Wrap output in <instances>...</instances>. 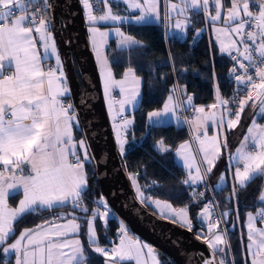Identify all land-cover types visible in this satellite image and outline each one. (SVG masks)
<instances>
[{
  "label": "snow or ice",
  "instance_id": "6c2138e0",
  "mask_svg": "<svg viewBox=\"0 0 264 264\" xmlns=\"http://www.w3.org/2000/svg\"><path fill=\"white\" fill-rule=\"evenodd\" d=\"M121 2L126 5V11L136 14L127 16L114 12L111 0H83L110 111L113 107L112 89L118 87L123 94L118 109L121 121L114 125L119 151L123 155L127 144L125 132L133 123L123 116V112L125 105L137 103L141 81L132 67L126 70L123 79H114L107 57L101 51L103 38L108 33L101 32L97 25L122 24L129 19L138 24L159 20L161 0ZM100 5H104L106 10ZM33 7L36 11H32ZM51 7L50 0H41L39 5L37 0H0V246H3L0 252L14 253L15 264H87L88 257L81 240L73 238L81 229L76 216L79 210L86 214L89 246L110 264H125L127 261L149 264L148 258L151 264H160L159 253L147 243L130 236L123 224L117 245L110 248L100 246L95 221L100 218L106 224L110 206L101 197L96 201L97 207L89 212L83 203L88 187L85 165L93 163L94 157L89 152L86 139L77 141L74 137V126L79 127V118L74 105L65 100L70 96V89L53 35L51 13L48 11ZM193 10L203 12L216 33L220 51L231 57L242 70L238 72L235 66L230 70L237 84V93L233 97L235 110L227 107L229 101L219 95L218 86V103L209 105L210 110L206 111L205 107L193 104L192 97L186 95V89H181L185 97L181 99L177 95V85L167 97L163 109L150 112L148 120L152 124H162L168 119L177 123L183 119L194 133L195 151L203 154L202 161L207 165L204 173H210L222 154V147L227 148V137H223L222 143L219 134L209 137L208 124L212 123L218 129H235L249 102L253 112L264 119V0H259L255 13L250 10V0H231V7H226L223 0H179V3L167 0L165 19L172 20L175 15L177 18L171 27L184 33L189 26V13ZM221 21L222 26H218ZM114 32L122 49H130L140 43L119 27ZM97 36L101 38L99 41ZM53 58L54 66L49 64ZM241 91L243 97L239 96ZM184 111H193L196 115L192 119L177 115ZM158 147L161 152L168 150L162 140ZM176 156L189 170V178L184 183L203 181L204 175L196 164L197 157L190 142L180 144ZM231 161H235L233 196L236 184L243 188L257 178H264V124L252 119L242 143L230 157ZM192 169H195L194 175ZM220 179L223 181L224 177ZM131 183L142 206L153 207L161 219L180 223L192 230L187 207L177 210L166 201L146 196L135 177L131 178ZM21 194L18 205L11 206L9 198ZM259 200V211L247 213L246 248L250 264H264V228L256 227L258 219L264 224V193L260 194ZM65 206H70L72 212L65 215L58 211ZM211 208L209 203L199 214L202 233L205 227L208 233L204 242L212 252V258L205 259L204 264H225L223 258L217 260L216 256L226 255V249L230 247L227 230L217 229L228 213L213 220ZM42 210H56L57 215L34 227H25L17 235L19 222L25 216ZM10 238L14 242L9 243ZM196 238L200 239L201 235ZM0 264L7 262L0 261ZM245 264H248L247 259Z\"/></svg>",
  "mask_w": 264,
  "mask_h": 264
},
{
  "label": "trees",
  "instance_id": "16d2710c",
  "mask_svg": "<svg viewBox=\"0 0 264 264\" xmlns=\"http://www.w3.org/2000/svg\"><path fill=\"white\" fill-rule=\"evenodd\" d=\"M117 7L121 8L120 5ZM192 20L194 23L191 26L190 35L184 40L170 38L161 25L124 24L122 27L125 33L134 37L142 45L119 51L115 48L113 40L108 49V58L116 79L121 78L126 70L132 67L143 82L141 102L132 114L135 125L133 130L128 133L126 152L121 157L127 180L129 176L135 177L147 196L151 195L154 199L166 201L175 209L187 207L192 221L196 228H199L197 215L203 206L194 202L191 195L193 188L184 183L185 172L176 163L174 157L175 150L190 137L188 128L185 125L149 127L147 124V115L160 110L166 103L173 87L177 85L179 89H186V95L192 97L195 106H209L215 103L217 86L220 95L233 101L236 86L228 80L231 61L228 57L219 54L209 32H205L199 37L195 36V30L203 23L200 15L193 17ZM62 34L64 36L66 34L64 29H62ZM77 77L81 85L82 97L85 99L86 91L79 73ZM182 98H185L184 95ZM66 99L73 104L72 94ZM77 134L85 139L80 118ZM244 134L245 129L239 132L237 139L235 131L229 134L233 146H237ZM161 140L168 149L167 151H160L158 144ZM85 168L88 172V187L83 203L91 212L97 207L96 201L101 197L105 198V196L99 183L94 161L91 164H86ZM215 192L223 213H228L226 225L230 247L226 249L223 259L227 264H231L229 253L231 250L234 263L244 264L240 252L238 257V254L233 250V245L235 242L241 244L242 226L247 213L255 212L260 208L259 196L264 192V178H257L243 188H236L234 196L233 187ZM17 199L18 196L10 197L9 201L11 204H15ZM110 209L114 213L113 209ZM58 211L67 215L72 212V208L66 206ZM56 215V210H42L36 214L27 215L19 222L16 233L18 235L23 228L34 227L43 220ZM76 216L84 222L80 237L88 257L87 264H106V259L92 251L88 244L86 214L77 210ZM120 224L116 214L115 218L109 217L106 224L102 219L97 218L96 226L101 246H108L117 239L120 234ZM133 233L137 235L135 232ZM202 238L204 239V236ZM0 261H2L1 256ZM10 264L13 262L11 261ZM161 264L176 263L170 257L161 255Z\"/></svg>",
  "mask_w": 264,
  "mask_h": 264
},
{
  "label": "water",
  "instance_id": "95a60500",
  "mask_svg": "<svg viewBox=\"0 0 264 264\" xmlns=\"http://www.w3.org/2000/svg\"><path fill=\"white\" fill-rule=\"evenodd\" d=\"M50 3L74 106L82 123L89 152L94 157L105 199L120 222L129 228L134 227L137 236L155 247L160 254L170 257L176 264H204L205 259L212 258V253L200 241L178 233L152 217L135 198L106 121L98 72L87 42L79 2L50 0ZM62 29L68 38L66 46ZM78 73L86 91V111Z\"/></svg>",
  "mask_w": 264,
  "mask_h": 264
},
{
  "label": "crops",
  "instance_id": "0c3cea01",
  "mask_svg": "<svg viewBox=\"0 0 264 264\" xmlns=\"http://www.w3.org/2000/svg\"><path fill=\"white\" fill-rule=\"evenodd\" d=\"M39 2H41V0H37V3H39ZM172 2L173 3H179V0H172ZM223 3L225 4L226 7H231V0H223ZM258 3H259V0H250V10L253 11L254 13L258 11ZM120 6H121V8L118 9V10H115L114 12H118L121 15H128V16H133V15L136 14V13H131V12L128 13L126 11V9L123 10V8H124L123 5L120 4ZM32 11H36V8L33 7ZM166 11H167V0H161V3H160V19L159 20H155L154 19L150 23H139V24L131 22L130 24L142 25V26H144V25H161V26H163L165 28L166 34L170 38L184 40V39L188 38V36L190 35V29H191L192 24L194 23L193 22L194 20H192V18L196 17L199 14L200 18L203 19V23H202V25L200 27H198L195 30V32H194L195 36L199 37L203 33L209 32L211 34V36H212V39H213L218 51H219V54L222 55V56L228 57V55L226 53H222L220 51V45H219V43H218V41L216 39V33H215L211 23L206 19L205 15L203 14L202 11L193 10V11H191L189 13V17H190L189 26L187 27V29L185 30L184 33H181L178 30H175V29H173L171 27V25L175 22V19L177 17L175 15H173V19L172 20L165 19ZM179 18L183 19V17H179ZM222 21H223V13H222ZM222 21L218 23V26H222ZM51 24H52L53 35L55 37V41H56V44H57L58 52H59V54L61 56V60H62L63 66H64L63 53H62V50L60 48V45H59V42H58V39H57V35H56V32H55L52 20H51ZM97 27L104 28V26H102V25H97ZM233 38H236V37L234 36ZM114 44H115V48L117 50H119V51L129 50V49H122V48L117 47V44H116L115 40H114ZM141 45H142V43H139V45L134 46L133 48L139 47ZM38 47H39V43H38ZM108 49H109V47L108 48L105 47L101 51H102L103 55L107 57V60L109 62ZM130 49H132V48H130ZM40 50H41V52L43 51L42 48ZM49 64L54 66V58L49 61ZM109 64H110V62H109ZM98 67H100L99 61H98ZM100 69H101V67H100ZM112 73H113V71H112ZM113 77H114V75H113ZM123 77H124V75L121 78H119V79H116L115 77H114V79L121 80V79H123ZM142 86H143V83L141 81V84H140V96H139V98L137 100V103L134 106L133 105H125L123 116L127 117L128 119H131L133 121V123L127 129L128 131L133 130L134 125H135L134 117H133L132 114L138 108V106H139V104L141 102V99H142ZM235 86H236L235 87V89H236L235 91L236 92L233 93V97L236 96V93H237V85H235ZM112 93L116 97L118 103H119V101H121L123 99V94L120 93V91H119V89L117 87H114L112 89ZM177 95H180L181 98H182L181 89H179V88H177ZM243 95H244V93L241 91L239 96L243 97ZM220 96L222 98L226 99L224 96H222V95H220ZM66 98H65V100H66V102H68L69 100L66 99ZM182 99H184V98H182ZM228 101H229V104H228L227 107L233 109V111H234L235 110V104L231 100H228ZM215 103H218V100H216ZM119 107H120V105L116 106L115 120L113 119V117H111L113 124H115V123L117 124V123H119L121 121V115L118 113ZM196 107H205L206 111L210 110L208 106H196ZM162 109H163V107L160 110H162ZM156 111H159V110H156ZM177 115L180 116V112H178ZM195 115L196 114L194 112V116ZM253 118H255L257 120V122H259L261 124L263 123V121L261 119H259V120L257 119V115L253 112V109L251 107V102H249V105L245 107V110H244V112H243V114L241 116V120H240L239 125L235 129L228 130L226 127L224 129H218L216 127V125H214L212 123L208 124L207 134H208L209 137L219 134L220 135V139H221V143L223 142V137L225 135L227 137V148H223L222 147V154L220 155V157L215 162V166L213 167L212 171L210 173H206V174H208V176H209V178H210V180H211V182L213 184V187H214L215 191H222V190L226 189L227 187H233V185L235 184V179H234V165H235V161H231L230 162V157L235 155V150L242 143L243 137L246 135L247 128L251 125V121H252ZM247 123H249V124H247ZM147 124H148L149 127L169 126V125H173V126L178 127V126H183V120L181 119V121L179 123H177V121L174 120V119H168L162 124H152V123L149 122L148 115H147ZM246 124H247V127L245 126ZM78 129H79V127H75L74 126V137H75L76 140L78 138V134H77V130ZM244 129H245V134L240 138V142L237 144V146H233V141H231V139L229 137V134L232 131H235L236 132V136L235 137L237 139L238 135H239V132H241ZM188 131H189L190 137H189V139H187L183 143L190 142L192 144L194 154L197 157L196 164L201 168V172H202V175H204V179H203L202 182H199V183H196V184H186V185H188V186H190L192 188H199L205 182L204 169L207 167V165L205 163H203V161H202V155L203 154L202 153H198V152L195 151V149L197 147V144L192 139L194 133L190 129L189 125H188ZM183 143H181V144H183ZM125 148H126V145H125ZM176 150L174 152L175 161H176V163L179 166H181L183 168V170L185 172V180H187L189 178V170L186 169L184 167V165H183V162L179 158H177ZM230 163H231L232 166H230ZM0 167H2V166H0ZM192 174L193 175L195 174V169H192ZM222 176L224 177L223 181L220 179ZM236 188H240L239 184H236ZM19 199H22V194L18 195V199L15 202V204H11L10 201H9V204L11 206H13V207H16L18 205ZM9 200H10V198H9ZM258 211H259V209L257 211H255V212H253V214H256ZM199 213H200V211L198 212L197 219L199 217ZM61 222H63V221H61ZM78 222L81 224V227H82V224L84 222L81 219H78ZM85 224H86V229H87V223H85ZM256 227L264 228V224H261L259 222V219H258L257 222H256ZM95 228H96V231H97L96 221H95ZM81 230L82 229H80V232L73 238H79L81 240V237H80ZM128 233L134 239H139L141 242L147 243L144 240L140 239L137 235H135L133 233V231H130L129 229H128ZM86 234H87V232H86ZM242 234H243V238L241 240V244H238V242H235L234 245H233V250L235 251L236 254H238V257H239V252H240V256L242 257L244 264H245L246 259L248 260V264H250V258L247 255V248H246V245L248 243V241H247V215H246V219L244 221V224L242 226ZM97 235H98V240H99V243H100V237H99L98 231H97ZM207 235L205 234V236H207ZM120 239H121V234L117 236V239L112 244H110L108 246H102V247L110 248L112 246H115V245H117L119 243ZM243 241H244V243H243ZM12 242H14V241H13L12 238H10L9 239V243H12ZM147 244L150 245L149 243H147ZM150 246H152V245H150ZM240 246L243 249V253L242 254H241V247ZM2 247L3 246H0V248H2ZM153 248L159 253V259H160V264H161V255L162 254H160V252L155 247H153ZM0 256H1L2 261H6L7 264H10L11 261L13 262V264H15V260H14L15 254L14 253L11 254V255H8V254H3L2 252H0ZM85 256L87 257L86 253H85ZM224 256L217 255V257H219V258H224ZM148 259H149V264H151L150 258H148ZM125 264H135V261H127V262H125ZM225 264H227L226 260H225Z\"/></svg>",
  "mask_w": 264,
  "mask_h": 264
},
{
  "label": "rangeland",
  "instance_id": "374dc122",
  "mask_svg": "<svg viewBox=\"0 0 264 264\" xmlns=\"http://www.w3.org/2000/svg\"><path fill=\"white\" fill-rule=\"evenodd\" d=\"M79 2V6H80V9H81V12H82V16H83V20H84V24H85V34H86V38H87V42H88V45H89V48H90V51H91V55L93 57V60H94V63L96 65V68H97V72H98V77H99V82H100V87H101V92H102V99H103V107H104V112H105V117H106V121H107V124L110 128V131L113 135V139H114V143H115V147L117 149V152L119 154L120 157H123L125 155V153L123 155H121L120 151H119V144L117 142V139H116V129L114 127V125L116 124H113L112 122V119L111 117H114L115 114H116V106L119 105V103L117 102V99L116 97L113 95L112 93V101H113V107H112V110L110 111L109 110V98L105 95V91H104V80H103V77L101 75V69L100 67H98V60H97V55H96V51L93 49V46H92V42H91V33L89 32V22L87 20V14H86V9L84 8L83 6V0H78ZM123 5L124 8L123 10L126 9V5H124L121 0H111V6L113 7V11L115 10H118L119 8L117 7V5ZM101 9H105V6L104 5H100ZM106 10V9H105ZM128 12V11H127ZM129 13V12H128ZM128 16V15H127ZM131 22H134L136 23L134 20H125L122 24H114V23H107V24H98V25H102L104 26V28H100V31L101 32H106L108 33V35L106 37L103 38L104 40V43L101 45V50L103 48H108L110 45H111V42L113 40L116 41V44H117V47H119L118 45V37L115 35V32H114V29L116 27H119L121 29V31H123L125 33V31L123 30V25L124 24H130ZM137 24V23H136ZM126 34V33H125ZM101 38L99 36H97V40L99 41ZM64 40H65V46L68 45V38L65 36L64 37ZM121 48V47H119ZM64 72H65V75L67 77V82H68V76H67V70L64 66ZM124 78V77H123ZM140 81H142V79L140 78ZM143 83V82H142ZM68 88L70 89V95L72 94V90H71V87L68 85ZM118 88V87H117ZM119 89V88H118ZM73 101V100H72ZM74 104V102H73ZM83 104H84V108H85V111L87 110V103H86V96H85V100L83 101ZM77 113V112H76ZM78 115V113H77ZM79 117V115H78ZM81 137L78 136L77 138V141L80 140ZM131 176H129L128 180H129V183H130V186H131V190L133 191L134 193V196L135 198L137 199L136 197V191H135V187L133 186V184L131 183ZM141 188V187H140ZM142 191L143 188H141ZM145 195L147 196V194L145 193ZM140 204V203H139ZM141 205V204H140ZM110 208L112 207L111 205H109ZM142 206V205H141ZM148 214H150L152 217L158 219V220H161L162 222L166 223L169 227H171L173 230H176L178 233H183L184 235H186L187 237L189 238H192V239H195L197 241H200L201 244L211 252V250L209 249L208 245L204 242V239L202 238L203 236H205V234L207 235L208 233L206 232V227H205V230L204 232L202 233V221L199 219L198 217V224H199V228H196V225L195 223L192 221V218H191V215L189 213V217L192 221V230L189 231L186 227H182L180 225V223H173V222H170L166 219H161L159 215L155 214V211L153 209V207H150V206H142ZM179 210V209H177ZM203 208L200 210V213L202 212ZM189 212V211H188ZM199 213V214H200ZM121 224H123L127 229L129 228V226H127L124 222H121ZM129 229H131L133 232L136 231V229L134 227H130ZM221 230V226L219 229H217V231ZM198 235H201V238L200 239H197L196 237ZM212 253V252H211ZM216 259L219 260L221 258L217 257L216 256ZM106 264H110V262L106 261Z\"/></svg>",
  "mask_w": 264,
  "mask_h": 264
},
{
  "label": "built area",
  "instance_id": "2783aa9c",
  "mask_svg": "<svg viewBox=\"0 0 264 264\" xmlns=\"http://www.w3.org/2000/svg\"><path fill=\"white\" fill-rule=\"evenodd\" d=\"M229 60L231 61V68L232 67H237V71L238 72H242L241 69H239V66L235 64V61L229 57ZM247 63V62H245ZM230 70H229V74H228V80L231 83H234V85H237L236 82L234 81V79L232 78V76L230 75ZM182 99V98H181ZM68 103H72L69 102ZM180 116L183 117H187L188 119H192V117L194 116V112L193 111H184V112H180ZM257 119H261L263 121L262 124H264V119H262L260 116H257ZM183 120V119H182ZM183 125H185L188 128V124L183 122ZM129 131L127 130L125 132V136H128ZM200 193H203V196L200 195ZM191 195L193 197L194 202L202 204L203 208L205 205L211 203L212 204V208L210 209V211L213 213V220L216 218V216L223 214V211L221 209L220 203L218 201L215 189L213 187V184L208 176V174L205 173V182L204 184L199 187V188H193ZM103 210V209H101ZM110 218H115V214L111 211L110 209ZM221 229H226L227 230V225H226V216H223L222 221H221ZM121 227V224H120ZM120 235V234H119ZM227 237H228V241H229V234H228V230H227ZM230 253V258H231V264H235L234 263V259L232 256V252L231 250H229Z\"/></svg>",
  "mask_w": 264,
  "mask_h": 264
}]
</instances>
